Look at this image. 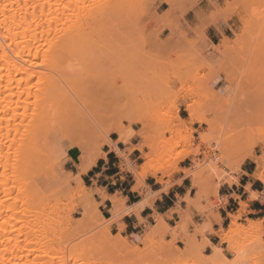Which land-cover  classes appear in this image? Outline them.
Listing matches in <instances>:
<instances>
[{"label":"rangeland","instance_id":"obj_1","mask_svg":"<svg viewBox=\"0 0 264 264\" xmlns=\"http://www.w3.org/2000/svg\"><path fill=\"white\" fill-rule=\"evenodd\" d=\"M135 2L127 8L130 13H124L128 20L116 18L110 26L112 29L109 27L101 36L86 70L98 88L88 98L95 107V116L68 131L56 128L49 133L46 149L55 159L53 162L43 159L38 166L42 170L39 168L36 175L42 197L47 201L46 212L56 222L52 223L56 225L49 234L61 236L70 245L80 241L89 243L90 236L100 238L98 242L103 238L109 252L129 251L128 259L132 263L135 262L132 259L141 256L147 264H207L201 255L214 252L213 247L206 245L207 238L213 237L224 252L225 264H264V221L256 220L252 224L245 219L247 207L239 220L241 227L226 242L218 235L222 229L227 231L231 223L225 211L229 197L222 196L220 191L206 192L197 201L199 189L194 188V202L188 209L181 207L177 211L180 218L173 222L174 226L156 214V224L144 234L149 237L141 243L142 237L134 242L123 233L122 218L129 208L125 205L122 217L114 216L112 208L102 210L100 199L104 200L105 193L91 185L93 180L83 178L87 173L82 174L85 165L94 167L107 156L104 147L109 144L108 138H119L114 130L118 125L132 133L129 143L119 142L126 148L121 150L124 153L117 154L122 172L134 178V188L136 172L141 170L139 167L145 159L141 151L131 150L140 147L145 139L151 146L163 139L168 147L174 145L155 160L156 165L165 166V181L158 182L163 190L179 183L173 177L181 172L180 164L185 160L190 163V168L185 170L192 173L189 176L192 180L194 173L198 176L206 171V177L211 175L207 167L213 160L220 170L229 172L228 166L238 160V149L222 163L220 157L221 151L232 144L235 148L240 144L238 148L245 155L264 156L260 151L264 144V36L260 37L264 33V0ZM246 19L253 22L251 28L245 27ZM219 24L227 28L222 30L220 38H215L214 44L208 38V30ZM190 106L212 124L192 122ZM170 126L180 133L167 131ZM73 140L83 145L80 143L78 147L76 143H79ZM109 145L115 148L113 143ZM189 150L193 154L178 158ZM176 160H179L177 168ZM248 161L233 168L232 175L239 181L245 175L243 170ZM195 163L200 166L195 167ZM252 167L255 170V163ZM149 177L141 190H134L145 198L151 195L156 198L160 192H153ZM202 182L206 184L205 179ZM224 186L233 184L228 182ZM193 207L194 214L190 212ZM219 216L223 225L218 221ZM69 221L72 225L67 230ZM179 223L183 228L176 233ZM129 243L139 248H129ZM190 247L192 253H186Z\"/></svg>","mask_w":264,"mask_h":264},{"label":"bare ground","instance_id":"obj_2","mask_svg":"<svg viewBox=\"0 0 264 264\" xmlns=\"http://www.w3.org/2000/svg\"><path fill=\"white\" fill-rule=\"evenodd\" d=\"M135 1L137 2V0H0V12L3 15L0 18V64L2 63L0 67L3 66L0 71L4 69L5 72L3 74L0 72V264H129V261L131 264H147L141 256L132 259L135 261L132 263L128 259L129 251H122V254L109 252L103 238L102 242L101 240L98 242L100 238L90 236L89 243L80 241L70 245L67 244L68 240L59 235L50 236L49 230L55 227L56 224L52 223L56 222L46 212L47 201L43 199L42 188L36 182V175H39L41 169L38 166L42 160L53 162L55 159L46 149L51 130L60 128L68 131L75 124L89 121L90 117L95 116V107L88 98L96 93L98 88L86 75V70L92 62L94 48L100 42L101 36L115 23L116 18L123 21L127 19L124 13L127 11V15L130 13L127 8ZM252 25L253 22L246 19L245 27L251 28ZM263 36L264 33L260 35L261 38ZM192 108L188 107L192 122L212 124V121L197 115L196 109L192 111ZM173 127L170 126L166 130L174 133L177 129ZM114 130L119 133V138L116 140L108 138V143H113L115 145L113 150L119 153L121 149L117 144L129 143L132 133L125 132L121 125L114 127ZM80 143H76V146L80 147ZM167 143L163 139L151 146L145 139L140 147L136 146L131 150L141 151L145 159L139 167L141 170L136 172L137 185L133 189L141 190L148 176L158 178L156 180L158 182L165 181V166L156 165L155 160L173 149L174 145L168 147ZM234 145L221 151L220 163L228 160L238 149V160H241L239 163L238 160L231 162L228 166L229 172L220 170L217 161L213 160L209 163L210 167H207L211 175L206 177V171L198 176L194 173L192 186L199 189L197 201L201 200L206 192L213 191L218 194L221 187L225 183H231L233 179L239 181L232 175L233 168L247 159L256 165L251 176L264 184V180L260 179V173L264 172V156L256 157L250 153L245 155L243 152L242 156L241 149L238 148L240 144L236 148ZM145 148H149V151H145ZM191 154L193 152L189 150L178 158L184 159ZM178 162L179 160H176L175 168ZM196 164L195 167L200 166ZM86 166L82 174L92 167ZM180 171L192 177L189 170ZM243 174L248 175L245 171ZM80 178L84 186V181L82 177ZM202 179L206 180V184H203ZM249 186L250 184L246 186L248 190ZM251 192L256 193L257 199L264 195V191H254L252 188ZM107 199L113 203L114 216L120 217L122 212L126 211L127 198L123 195H109L105 192L104 201ZM155 199L154 195L144 197V200L135 207L141 209L144 205H151ZM183 200L187 201L188 205L194 202L189 194L184 199L180 198L177 207L171 211L172 214L181 208L180 203ZM239 203L244 207H241L238 213H229L231 217L229 229L227 231L222 229L218 234L223 242L241 227L239 220L248 203L242 200ZM128 212L129 210L125 213ZM157 215L161 217L160 214ZM218 221L223 225L221 216ZM255 221L250 220V223L254 224ZM71 225L69 221L67 230ZM181 228L183 226L179 223L175 227V232ZM144 236L141 243L147 240L149 234ZM206 245L213 247L214 252L210 255H201L204 262L225 264L223 250L208 238ZM128 247L139 248L130 243ZM192 251L190 247L185 252Z\"/></svg>","mask_w":264,"mask_h":264},{"label":"crops","instance_id":"obj_3","mask_svg":"<svg viewBox=\"0 0 264 264\" xmlns=\"http://www.w3.org/2000/svg\"><path fill=\"white\" fill-rule=\"evenodd\" d=\"M195 16L197 17V15ZM225 28H227V26H222L221 24L210 27L208 30L209 40L216 44L215 38H220L221 32H223L222 30ZM210 30L214 31L209 33ZM112 139L115 140V138ZM118 147L121 150L126 148L122 143H119ZM104 152L107 156L102 157L83 178L84 180L87 178L93 180L91 185L104 193L106 192L109 195H123L127 198L126 206L129 208V212L122 218V223L124 225L123 233L132 241H137L144 236L151 226L156 224V214L162 215L167 223L174 226L173 222L180 218V214L175 212L171 217H169L168 214L177 207L180 198L184 199L188 194L190 198H194L196 190L192 186V179L185 176L184 171L178 172L174 175L173 180H181V182L175 184L168 190H163V185L156 181L158 178L150 176L148 178V184L152 187L153 192L156 193L161 191L159 193L160 195L158 194L154 202H152V206L144 205L143 208L138 209V207L135 206H138V204L144 200V197L133 189L135 185L134 178L122 172L120 167L121 159L118 157L117 151L113 150L111 145H106L104 147ZM252 163L251 160L246 163V168L243 171L247 172L248 175L242 177V183L221 187L220 193L222 196L229 197L225 208V211L228 213H236L240 207L239 202L242 200L248 203L245 219L261 220L264 219V201L260 199L250 200L249 191L246 187L250 184L252 190L259 192L264 191L262 183L251 176L254 172ZM187 168H190V163L185 160L180 164V169ZM241 188H243L244 191H241ZM237 196L240 197L239 200L236 199ZM100 202H102V210L106 209L108 211L113 206L110 199L104 201L101 198ZM181 207L184 210L188 209V202L182 201ZM131 208H137V210ZM190 212L194 214V207L190 209ZM111 215L112 214H110V216ZM223 217L227 219V216ZM113 227L115 228L117 226L114 225ZM210 240L216 245L213 241V237H210Z\"/></svg>","mask_w":264,"mask_h":264},{"label":"snow or ice","instance_id":"obj_4","mask_svg":"<svg viewBox=\"0 0 264 264\" xmlns=\"http://www.w3.org/2000/svg\"><path fill=\"white\" fill-rule=\"evenodd\" d=\"M260 151H261V153H264V144L261 145V147H260ZM236 171L239 172V169H236ZM260 179H261V180H264V172L260 173ZM231 183H232L233 185H236L237 183H242V181H237L236 179H233V180L231 181ZM217 187H218V186H217ZM241 191H244V189L241 188ZM249 195H250L251 199H253V200L257 199L256 193H255V192H251V185L249 186ZM236 199L239 200L240 197L237 196ZM259 199L262 200V201H264V195H261V196L259 197ZM222 202H223V199H222ZM241 207L243 208L244 205L241 204Z\"/></svg>","mask_w":264,"mask_h":264}]
</instances>
